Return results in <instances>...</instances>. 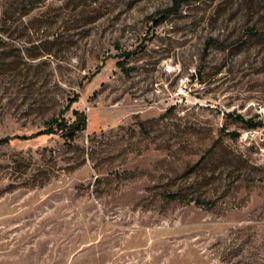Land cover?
<instances>
[{"label": "rangeland", "instance_id": "374dc122", "mask_svg": "<svg viewBox=\"0 0 264 264\" xmlns=\"http://www.w3.org/2000/svg\"><path fill=\"white\" fill-rule=\"evenodd\" d=\"M174 8L0 0V264H264V0Z\"/></svg>", "mask_w": 264, "mask_h": 264}, {"label": "trees", "instance_id": "16d2710c", "mask_svg": "<svg viewBox=\"0 0 264 264\" xmlns=\"http://www.w3.org/2000/svg\"><path fill=\"white\" fill-rule=\"evenodd\" d=\"M184 1H200V0H175V6L179 8ZM79 100V95L76 97L72 98L69 105L68 109L71 107V105ZM74 113L76 114V119L73 122H69L65 117L61 118H54L51 122V127L47 129H42L38 132H36L33 136H38L41 134H49V133H56V132H63V135L68 139V140H73L75 136L77 135L78 131L86 128L87 126V115L84 111H80L75 109ZM240 120L246 123L248 128H258L261 126H264V122L262 120L256 121L253 118L246 119L245 117L239 115L238 116ZM13 137L7 136L2 139L1 141H10Z\"/></svg>", "mask_w": 264, "mask_h": 264}]
</instances>
